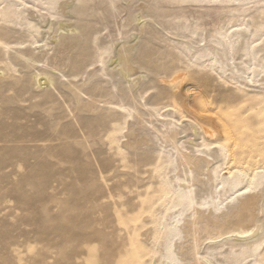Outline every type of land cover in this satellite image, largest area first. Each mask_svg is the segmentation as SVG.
<instances>
[{"label":"rangeland","instance_id":"rangeland-1","mask_svg":"<svg viewBox=\"0 0 264 264\" xmlns=\"http://www.w3.org/2000/svg\"><path fill=\"white\" fill-rule=\"evenodd\" d=\"M0 71V264H195V236L216 264H264V0H0ZM178 72L248 163L179 106ZM251 194L258 245L219 238Z\"/></svg>","mask_w":264,"mask_h":264},{"label":"bare ground","instance_id":"bare-ground-1","mask_svg":"<svg viewBox=\"0 0 264 264\" xmlns=\"http://www.w3.org/2000/svg\"><path fill=\"white\" fill-rule=\"evenodd\" d=\"M66 5L67 4H62L63 7H65ZM59 29L62 31H67V32H71V33L76 31L71 26L64 25V24H62V25L60 24ZM227 46L228 45L225 44L224 42H219L218 44H215L213 46V50L214 51L220 50L219 53L224 54V51L226 50ZM117 52L119 54V57H118V59H116L115 63H120V72H121L122 76L125 79H129L132 77L133 73L137 70V68L132 66V64L130 62V55L125 51L124 46H120L118 48ZM29 62L31 63L32 61L29 60ZM2 77H3V75H2ZM189 77H190L189 74H187L186 72L185 73L178 72L176 74H173L167 80L164 81L165 86H167L170 89L173 98L177 102L180 103L179 106L182 107L183 110L190 112L195 117V119L201 124V130L203 131V133L206 137H210L211 140L216 139L218 141L228 140L229 142H231L235 145L234 147L240 146L241 148L239 150H233L232 151L233 159L235 162H246V163H248L247 160H249V158L252 157V150L247 145L241 144V142L239 141L240 139H237L236 137H233V136L231 137L230 133H228L229 128L227 127V124L224 122V120H222L223 123L221 126L218 125L216 120L220 116L218 117L217 116L218 113L217 112L214 113L213 112L214 110L209 107V104L207 103V100L205 98L206 92L204 90H202L203 87H201L199 84H198V86H197V84H194L192 80L191 81L189 80ZM12 78H14V77H12ZM33 79H34L36 86L38 88H43V87H45V86H47L53 82V79L51 77H49V76L41 77V75H39V74H36L33 77ZM141 79H142V77H139V78L133 79L131 82L133 83L134 86L137 87L139 85V82L141 81ZM129 80H131V79H129ZM199 83H201V82L199 81ZM193 88L196 89L195 92L194 91L192 92ZM71 91L78 98L81 99L83 97V94L81 92L80 87L75 85L74 83H71ZM98 99L99 98H95L93 96L90 97L88 102H86V106L89 109L90 108L93 109L95 105H97L101 102ZM191 126H192V129L194 131L198 132L194 125H191ZM168 139L170 141V144L177 149L178 155L181 159V162L184 165L193 166L195 158L193 156L187 155L184 150L180 149L181 144L178 141L177 135L174 134V135L168 137ZM127 145H129V144H127ZM251 186H254V180L249 182V186H247V188H251ZM256 201H257V196L253 195V194H251L247 198H244L243 200H241L240 205H239V209H238V214L235 216V219H233L232 226L226 232H223V229H222L220 232L219 238H226L229 241L243 243L244 245L249 244V243H254L253 245L257 246L258 245L257 240H258V237H259L260 232H261V227H257V226L255 227V226H251V225H250L251 226L250 227V226L246 225V223L244 222V219L249 218L250 224L254 223L253 219L255 217L254 209L256 208ZM208 240L209 241H216L217 239L210 238ZM195 241H196L195 252H194L195 264H216L212 260V258L209 257V251H207L203 254H200L198 252L199 251L198 236H195Z\"/></svg>","mask_w":264,"mask_h":264}]
</instances>
